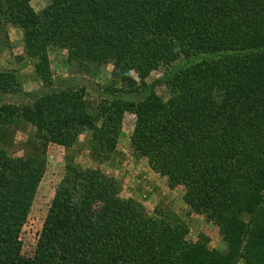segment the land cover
I'll return each instance as SVG.
<instances>
[{
	"label": "trees",
	"instance_id": "16d2710c",
	"mask_svg": "<svg viewBox=\"0 0 264 264\" xmlns=\"http://www.w3.org/2000/svg\"><path fill=\"white\" fill-rule=\"evenodd\" d=\"M30 2L0 0V32L22 30L23 52L45 88L26 93L25 103H0V264H264V0H49L39 12ZM52 48L66 50L71 68L112 64L99 99L87 97L86 85L54 87ZM5 94H22L14 71H0ZM127 112L135 116V157L170 188L184 187L185 203L218 226L227 251L208 250L203 234L188 240L186 225L148 215L120 196L113 177L66 155L24 255L20 233L47 145L70 148L87 132L90 152L102 158ZM18 120L34 133L30 150L11 156L8 126Z\"/></svg>",
	"mask_w": 264,
	"mask_h": 264
},
{
	"label": "rangeland",
	"instance_id": "374dc122",
	"mask_svg": "<svg viewBox=\"0 0 264 264\" xmlns=\"http://www.w3.org/2000/svg\"><path fill=\"white\" fill-rule=\"evenodd\" d=\"M48 2L49 0H31L30 4L34 11L39 12ZM48 57L54 78V87L86 85L88 87L87 97L92 100L99 99L98 87L108 84L112 69L111 63L96 70L79 69L77 66L71 68L66 60V50L61 48L50 49ZM163 70L164 67L162 66L155 71H150L145 81H153L161 75ZM0 71H14L22 88V94H5L0 97V103L22 104L31 100L26 93L45 90L41 80L34 72L32 61L23 52L22 30L15 25L9 24L0 32ZM131 74L138 79V75L134 71H131ZM156 92L165 100L169 97L164 87H157ZM134 121L135 116L133 114L128 112L124 114L117 143L114 149L106 152L102 158L90 152V136L87 132L80 134L82 137L81 144L73 145L70 148L54 143L47 145L45 170L20 233L21 251L24 255H30L36 244L55 189L64 175L66 155H69L84 168L99 169L113 177L120 186V196L125 199L132 198L140 203L148 215L157 217L156 212H158L169 222L183 223L188 230L186 236L188 240L194 241L199 234H203L208 237L207 249L215 251L217 255H224L227 246L219 234L218 226L213 221L208 220L203 212L192 211L185 203L183 200L184 187L177 185L170 188L167 177L153 171L145 157H135L130 144ZM8 131H10V135L6 146L7 152L11 156H21L30 150L31 145L28 140L34 133V128L31 125L18 120L8 126ZM87 137L89 139L85 142ZM140 161L145 163L150 173H153L152 177H142L136 174L133 176L130 169L131 163ZM163 188L167 194L163 192ZM155 195L157 196L156 199H154ZM234 264H245V260L239 258Z\"/></svg>",
	"mask_w": 264,
	"mask_h": 264
},
{
	"label": "crops",
	"instance_id": "0c3cea01",
	"mask_svg": "<svg viewBox=\"0 0 264 264\" xmlns=\"http://www.w3.org/2000/svg\"><path fill=\"white\" fill-rule=\"evenodd\" d=\"M81 138L82 137H80V134L77 136V139H76V141H75V143H74V145H76V144H79L80 142H81ZM89 138L87 137V139L85 138V142H86V140H88ZM84 142V141H83ZM81 144V143H80ZM131 172L133 173V176H135V174L136 175H138V176H142V177H145V176H148V177H152V172L150 173L148 170H147V168H146V165H145V163L144 162H142V161H140V162H133V163H131ZM140 180H142V178H140ZM162 188V187H161ZM163 190V192L164 193H166L165 192V190H164V188L162 189ZM167 194V193H166ZM157 198V196L155 195L154 196V199H156ZM153 199V200H154Z\"/></svg>",
	"mask_w": 264,
	"mask_h": 264
}]
</instances>
